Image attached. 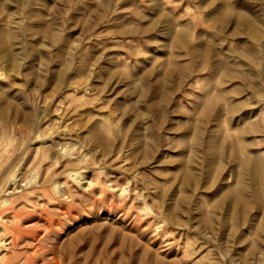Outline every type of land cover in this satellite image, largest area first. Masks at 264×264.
Returning <instances> with one entry per match:
<instances>
[{
  "label": "rangeland",
  "instance_id": "374dc122",
  "mask_svg": "<svg viewBox=\"0 0 264 264\" xmlns=\"http://www.w3.org/2000/svg\"><path fill=\"white\" fill-rule=\"evenodd\" d=\"M0 264H264V0H0Z\"/></svg>",
  "mask_w": 264,
  "mask_h": 264
},
{
  "label": "bare ground",
  "instance_id": "6f19581e",
  "mask_svg": "<svg viewBox=\"0 0 264 264\" xmlns=\"http://www.w3.org/2000/svg\"><path fill=\"white\" fill-rule=\"evenodd\" d=\"M10 242V241H9ZM9 242H6V243H9Z\"/></svg>",
  "mask_w": 264,
  "mask_h": 264
}]
</instances>
